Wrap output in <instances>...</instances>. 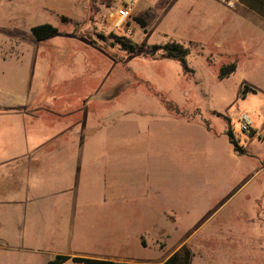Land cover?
Returning a JSON list of instances; mask_svg holds the SVG:
<instances>
[{"label":"rangeland","instance_id":"rangeland-1","mask_svg":"<svg viewBox=\"0 0 264 264\" xmlns=\"http://www.w3.org/2000/svg\"><path fill=\"white\" fill-rule=\"evenodd\" d=\"M129 1L0 0V158L24 160L0 167V264L183 246L190 264H264V34L233 0ZM42 24L58 33L38 42Z\"/></svg>","mask_w":264,"mask_h":264},{"label":"trees","instance_id":"trees-1","mask_svg":"<svg viewBox=\"0 0 264 264\" xmlns=\"http://www.w3.org/2000/svg\"><path fill=\"white\" fill-rule=\"evenodd\" d=\"M239 2L246 6L248 9L254 11L255 13L264 18V0H239ZM136 20L139 24L142 25V27H144V23L142 20ZM57 33L58 29L50 24H42L32 28V34L38 42L47 41L48 39L54 37ZM119 43L123 46L125 50L131 53H143V55L149 57H154L157 55L158 52H162L168 59L186 62V57L189 55V49L183 44L175 41L164 45H152L149 48L143 50H138L136 46L131 45V43L125 38H119ZM235 70V64L226 66L222 69L221 77L224 78ZM249 91L250 89L246 87L243 90V94L245 95ZM228 136L230 143L233 144L235 147V151H239L237 142L234 140L232 131H228ZM191 259V251L186 246H183L162 264H190ZM68 261H73L75 263L82 264H135L126 262H116L111 260L93 259L87 257H73L67 255H57L53 260L47 262L46 264H64Z\"/></svg>","mask_w":264,"mask_h":264},{"label":"crops","instance_id":"crops-1","mask_svg":"<svg viewBox=\"0 0 264 264\" xmlns=\"http://www.w3.org/2000/svg\"><path fill=\"white\" fill-rule=\"evenodd\" d=\"M235 3H237L238 5L236 6L237 8H244V9H248L246 6H244L243 4H241L239 2V0H233ZM250 11V14H248L247 16L250 17L253 21H255V23L258 25V30L261 31L264 34V18L261 17L260 15H258L257 13H255L254 11L248 9ZM25 158L27 163H40L41 158L38 156H30ZM49 159V158H48ZM23 158L21 157H10V158H0V167L2 166V164H9V163H17V162H23ZM62 163V164H69L71 162H75V163H82V157H78L75 160H71V158H59L57 160L56 163ZM80 169L82 168V166L80 165L79 167ZM66 169L69 171V166L66 167ZM4 175L3 173L0 172V187L2 185V181L4 180ZM0 190L4 191L5 193H3L2 195L6 194V190L3 188H0ZM9 191V190H8ZM11 195L17 196V195H21V191L17 190L15 188H12V190L9 191ZM1 195V194H0ZM18 199L16 197L11 198L9 201L11 202L10 204H16V201ZM7 199L5 198V196L0 197V210H4L6 205H7ZM5 220V218H4ZM4 236L2 234H0V238H3ZM89 258V257H87ZM94 259V258H93Z\"/></svg>","mask_w":264,"mask_h":264},{"label":"built area","instance_id":"built-area-1","mask_svg":"<svg viewBox=\"0 0 264 264\" xmlns=\"http://www.w3.org/2000/svg\"><path fill=\"white\" fill-rule=\"evenodd\" d=\"M139 0H130L126 5H125V10L123 13L125 15H129L133 11V6L138 3ZM126 17H123L122 15L118 14V24L124 23Z\"/></svg>","mask_w":264,"mask_h":264}]
</instances>
